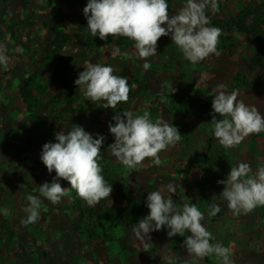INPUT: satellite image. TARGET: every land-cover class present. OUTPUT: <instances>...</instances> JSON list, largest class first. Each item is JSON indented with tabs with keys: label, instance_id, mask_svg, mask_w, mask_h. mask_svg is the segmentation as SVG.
<instances>
[{
	"label": "rangeland",
	"instance_id": "rangeland-1",
	"mask_svg": "<svg viewBox=\"0 0 264 264\" xmlns=\"http://www.w3.org/2000/svg\"><path fill=\"white\" fill-rule=\"evenodd\" d=\"M0 0V44L8 49L9 66H0V264H221L215 256L196 259L187 253L185 236L169 238L165 226L152 231L141 240L133 231L136 223L149 214L147 194L174 185L172 194L178 206L196 204L204 213L201 223L212 233L211 243H221L231 248L232 264H264V206L250 213L236 215L220 194L225 185L218 181L227 179L231 167L248 163L255 173L264 165V132L250 134L239 145L224 148L214 136L211 120L215 115L212 100L219 85L226 93H237L238 102L254 106L264 116V47H258L252 38L238 28H226L219 37L217 51L202 62L193 64L172 42L171 34L158 41L157 54L148 59L151 67L143 70L144 60L138 58L134 42L126 37L114 36L101 40L92 37L87 28L83 9L88 0H74L71 5L61 0ZM219 11H207L209 26H224L232 19L243 16L248 21L264 14V0H218ZM169 14H176L186 0H167ZM255 9H259L257 11ZM243 18V17H242ZM264 23V20H263ZM70 37L64 56L72 59L73 80L78 79L87 63L111 66L114 74L127 79L129 100L116 109L102 107L103 101L91 102L80 86L79 100L74 114L66 113V105L59 97L61 88L52 86L42 97L39 113L48 124L47 136L54 142L55 133H67L73 124L97 138L104 136L101 148L102 175L113 181L110 198L98 205L89 206L78 196L74 199L70 184L60 179L67 195L58 204H52L40 195L39 187L51 183L55 171L49 173L41 160L42 151L34 150L29 141L32 127L27 118L19 92L35 74L45 85L50 70L47 51L56 41L51 29L56 27ZM118 47L121 54L113 56ZM100 52V53H98ZM99 58V61H96ZM174 90V91H173ZM172 95L175 99L165 98ZM177 101L180 103H177ZM131 111L134 115L149 114L153 122L160 119L178 128L180 142L169 146L160 155L156 166L150 159L142 167L128 169L112 154L109 146L115 142L109 131L117 113ZM126 120L125 117H122ZM208 185L204 187L206 172ZM28 195L41 200L37 222L21 223L27 218ZM216 204L221 211L210 216V206ZM99 209L114 217L121 214L124 227L114 228L108 223L93 222L83 225L75 207ZM97 224V226H96ZM99 226V227H98ZM94 232V235L89 233ZM89 234V235H88ZM100 238H97L99 237Z\"/></svg>",
	"mask_w": 264,
	"mask_h": 264
},
{
	"label": "clouds",
	"instance_id": "clouds-1",
	"mask_svg": "<svg viewBox=\"0 0 264 264\" xmlns=\"http://www.w3.org/2000/svg\"><path fill=\"white\" fill-rule=\"evenodd\" d=\"M168 8L167 0H88L83 13L92 37L99 35L101 40H105L109 36H122L133 41L138 58L145 61L142 65L145 71L151 67L148 59L157 54L159 39L169 34L184 58L193 64L212 54L220 55L217 45L222 30L209 26L207 15L208 10L212 13L219 11L218 0H186L174 15L169 14ZM120 54L118 47L113 49V56ZM9 63L8 49L0 44V66L6 69ZM74 83L84 89L87 100L103 101L104 108L114 110L118 104L129 100L131 89L127 79L115 75L111 66L87 63ZM223 87L218 86L220 90L212 100L213 112L222 118L216 119L214 115L211 124L214 136L227 149L236 147L250 134L264 132V116L256 107L238 102L235 91L229 94ZM113 119L115 124H109V131L115 142L109 148L111 154L128 169L142 167L146 159L159 166V154L182 139L176 126L160 119L153 122L147 113L134 117L131 111H124ZM55 140L43 145L40 158L49 173L55 171L56 177L51 183L45 182L39 187L40 195L52 204H58L68 194L58 182L63 179L89 206L110 198L112 187L102 175L99 163L103 158L101 148L105 137L97 134V138H93L82 126L73 124L67 133L62 130L55 133ZM218 183L225 185L220 194L234 214L239 215L242 211L247 214L258 206H264V165L252 173L250 165L241 162L231 167L226 181ZM167 192V196L163 189L147 194L146 206L150 211L136 223L135 235L141 240L145 237L150 240V232L165 226L169 238L185 236L187 231L190 235L184 240V245L190 256L203 259L215 255L221 264H232L231 248L219 242L211 243L214 237L201 223L204 213L196 204L178 206L172 198L176 189L171 183L167 185ZM26 199L29 201L25 209L27 218L21 221L25 226L37 222L41 205L37 196L28 195ZM220 211V207L213 204L209 215L215 216ZM167 261L175 264L170 257Z\"/></svg>",
	"mask_w": 264,
	"mask_h": 264
},
{
	"label": "trees",
	"instance_id": "trees-1",
	"mask_svg": "<svg viewBox=\"0 0 264 264\" xmlns=\"http://www.w3.org/2000/svg\"><path fill=\"white\" fill-rule=\"evenodd\" d=\"M62 4L71 5V3H74V0H61ZM25 1H21V4L24 6ZM256 13L259 11V9H255ZM252 13L254 12L253 8H248L247 11L245 10V14L243 16L234 17L232 18L227 25H223L220 23H213L211 26L218 27L222 30V34L224 33V30L226 28L233 30L234 28H238L242 34H246L250 36L255 42V45L258 47H264V14L258 13L259 15H256V19L252 22L248 21V17L246 16V13ZM243 17V18H242ZM52 34L55 35V42L52 44L50 49L47 51V65L50 70L49 80L45 83V85H41L39 83V80L37 79L40 74H35L33 77L30 78L26 85V89L21 90L19 92L21 96V103L24 105L27 113V120L32 123V127L29 131V141L31 142L30 145L34 148V150H43V145L48 142L54 141L47 136V130H49L48 124L44 121V118L40 115L39 111L43 106L42 99L37 98V94L45 97L46 94H48L49 90L52 88V86H59L61 88V92L59 95H57L60 99V101L65 104L66 107V113L67 114H74L76 109L74 108V105L77 104V101L79 100V94L80 89L79 87L74 83L75 80L72 79L71 73H72V65L73 61L72 59H67L64 56V51L66 49V46L70 43V37L67 33L60 30L56 27L51 29ZM100 53V52H98ZM96 61H99V58H97ZM261 68L264 69V60H260ZM1 91V86H0ZM165 98H171L175 99L176 97L172 95H165ZM177 103H179L177 101ZM180 104V103H179ZM205 183L202 185V194L204 195L205 189L209 183H208V172L205 171ZM107 184L109 182L111 185H113V181L109 177H104ZM72 196L74 199L77 197V194L75 190L71 189ZM75 211H77L79 215V221L83 225H89L88 221L93 222V225L90 226L95 228L94 224L96 222H99L100 224L103 223H109L110 226L114 228H120L124 227L127 224H130L126 221H123V217L121 214H116L113 221V216H110L108 213L102 212V210L99 209H85L82 206L75 207ZM97 226V224H96ZM99 227V226H98ZM89 228V226H88ZM87 229V232L90 230ZM90 232V231H89ZM90 236L94 235L95 233H89ZM88 234V235H89ZM97 238H100L97 237Z\"/></svg>",
	"mask_w": 264,
	"mask_h": 264
}]
</instances>
